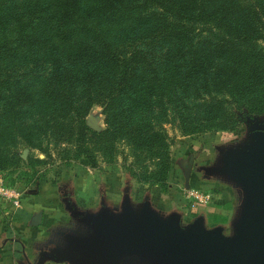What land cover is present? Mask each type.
Returning a JSON list of instances; mask_svg holds the SVG:
<instances>
[{
  "label": "trees",
  "instance_id": "trees-1",
  "mask_svg": "<svg viewBox=\"0 0 264 264\" xmlns=\"http://www.w3.org/2000/svg\"><path fill=\"white\" fill-rule=\"evenodd\" d=\"M263 114L264 0H0V169L19 146L94 166L121 143L129 177L165 191V123L187 136Z\"/></svg>",
  "mask_w": 264,
  "mask_h": 264
},
{
  "label": "water",
  "instance_id": "water-1",
  "mask_svg": "<svg viewBox=\"0 0 264 264\" xmlns=\"http://www.w3.org/2000/svg\"><path fill=\"white\" fill-rule=\"evenodd\" d=\"M250 119L251 134L242 143L217 147L215 163L202 167L203 178L221 179L240 193L231 235L221 226L205 228L200 216L181 225L176 214L162 215L146 196L135 209L123 190L116 212L102 202L95 212L65 205L79 227L55 248L58 256L41 249L34 264L44 256L67 264H264V125ZM85 125L100 130L88 119ZM190 170L189 162L185 189ZM40 214L31 216L30 226L39 224Z\"/></svg>",
  "mask_w": 264,
  "mask_h": 264
},
{
  "label": "rangeland",
  "instance_id": "rangeland-1",
  "mask_svg": "<svg viewBox=\"0 0 264 264\" xmlns=\"http://www.w3.org/2000/svg\"><path fill=\"white\" fill-rule=\"evenodd\" d=\"M253 117L257 118L258 123L264 125V114ZM86 119L93 121L100 129H103V116L99 105H92L90 107L85 116V120ZM249 119L250 118H246L235 125L234 129L230 132L207 131L197 135L187 136L181 135L177 131L175 123H165L163 128L168 135L169 142V172L166 178L168 187H166L165 191H162L157 185L141 183L129 177L126 168L127 164L132 161V158L129 155L128 148L121 143L117 145V151L111 162H106L97 154L95 157L96 164L94 166H91L88 160L81 156L77 158L73 157L70 150L69 153H65L61 150V148L64 147L62 145L60 147L48 145L45 152L36 149L30 150L24 146H19L16 150L17 159L0 169V175L6 181L7 185L14 187L20 193V196L23 193L26 194V189L38 186L41 180L46 181L48 184H52V186L56 188L55 199L56 201L58 200V205L60 209H62L64 208V204L61 202L60 198L64 194L69 198V201H72L70 206L74 204V169L94 172L100 190L98 189V192H96L95 208L89 209V211H97L102 202V204L110 208L112 212H116L118 211L123 190H126L129 202L135 209L140 205L144 196L148 197L150 205L154 206L152 198L158 199L159 196H165L170 188V184L175 185V188L170 195L166 194L165 198H170L171 200L172 197H177L178 195L182 200L183 171L190 162V174L194 182H200L201 186L204 188H211L219 193L220 198L217 199V201H220V204L217 206L213 204L208 207L190 209L189 206L178 204L177 201L172 203L168 202L163 204L166 205V208H161L160 213L164 216L170 213L176 214L180 218L181 225H185L195 217L200 216L205 228L221 226L224 234L231 235L233 233V219L240 203V193H238L233 186L221 179L214 177L203 178L202 171L199 168L215 163L218 155L216 151L217 147L242 143V141L251 134L250 128L253 122ZM34 158L40 160V162L31 164ZM145 163L149 168L152 166L151 162ZM104 174L108 175L110 181H118L114 194L112 192H107V190L103 188L105 181L103 178ZM107 193L111 194L113 197L108 198L106 196ZM3 211L1 209L2 216H4ZM46 264L49 263L47 262Z\"/></svg>",
  "mask_w": 264,
  "mask_h": 264
},
{
  "label": "crops",
  "instance_id": "crops-1",
  "mask_svg": "<svg viewBox=\"0 0 264 264\" xmlns=\"http://www.w3.org/2000/svg\"><path fill=\"white\" fill-rule=\"evenodd\" d=\"M73 172L75 175L73 177V203L75 208L82 211L95 208L96 192L99 189L96 175L94 172L79 171L78 169H74ZM103 178L105 180L103 188L114 194L118 181H110L107 174H104ZM41 181L38 186L26 189V194H21L20 205L17 208L11 209L8 213L2 210L5 217L1 215L0 209V264H34L37 253L41 249L58 256L55 248L63 246L64 237L75 232L70 231L71 227H74V225L79 227V223L70 216L65 207L69 198L65 194L61 196L60 199L64 204V208H62L63 210L60 209L58 200L55 199L56 188L44 180ZM174 186L170 184L167 195L173 192ZM182 186L184 189V184ZM190 186L203 187L200 182H194L191 174L189 177ZM166 194L163 197L159 196L158 199L152 198L155 209L159 211L161 208L165 209L166 205L163 204L168 202L177 201L178 204H184L178 195L170 200V198H165ZM106 196L108 198L113 197L109 193ZM219 204L220 201L216 200L214 202L216 206ZM37 211L41 213L40 222L32 227L29 225V221ZM47 262L49 264H67L44 256L41 264Z\"/></svg>",
  "mask_w": 264,
  "mask_h": 264
},
{
  "label": "built area",
  "instance_id": "built-area-1",
  "mask_svg": "<svg viewBox=\"0 0 264 264\" xmlns=\"http://www.w3.org/2000/svg\"><path fill=\"white\" fill-rule=\"evenodd\" d=\"M219 196L220 194L211 188L188 186V188L183 189L182 200L184 205L189 206L190 209H196L198 207L213 205L220 198ZM19 205L20 193L14 187L7 185L6 181L0 175V208L8 213L11 209L17 208Z\"/></svg>",
  "mask_w": 264,
  "mask_h": 264
},
{
  "label": "flooded vegetation",
  "instance_id": "flooded-vegetation-1",
  "mask_svg": "<svg viewBox=\"0 0 264 264\" xmlns=\"http://www.w3.org/2000/svg\"><path fill=\"white\" fill-rule=\"evenodd\" d=\"M200 170L202 171V167L200 168ZM68 201H69V200H68ZM68 201H67V204L70 205V204H71V201H69V202H68ZM75 228H76V226L74 225V227H71L70 230H73V229L75 230ZM76 229H77V228H76ZM68 231H69V230H68Z\"/></svg>",
  "mask_w": 264,
  "mask_h": 264
}]
</instances>
